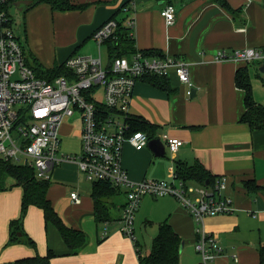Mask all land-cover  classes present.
<instances>
[{
  "label": "crops",
  "instance_id": "0c3cea01",
  "mask_svg": "<svg viewBox=\"0 0 264 264\" xmlns=\"http://www.w3.org/2000/svg\"><path fill=\"white\" fill-rule=\"evenodd\" d=\"M225 1L229 10L212 0H71L84 7L68 12H52L45 4L32 5L26 10L27 18L32 17L22 36L28 56L51 69L64 65L73 55H97L91 37L107 20L115 18L125 28L126 20L133 19L129 49L160 52L187 61L191 88L173 76L168 79L171 93L140 80L129 108V116L158 127L153 139L166 134L182 140L183 145L175 154L164 145L166 153L160 157L148 147L136 151L125 143L122 166L133 182H172L176 162H199L215 180L224 177L223 194L234 211L203 221L204 231L222 249L209 264H258L259 248L264 246V129L251 130L240 121L244 92L236 87L235 75L247 64L216 62L212 57L218 50L264 48V0ZM166 5L175 8V21L170 26L160 15ZM40 9L44 17L50 14L53 20L52 34L51 24L41 23L36 17ZM103 48L108 54L107 45ZM261 65L248 64L247 70L253 99L264 107ZM75 121L80 128H72ZM80 131V119H68L60 128V139L77 138L80 144ZM49 181L48 200L65 225L84 234L83 245L70 250L57 228L45 222L42 211L35 206L28 207L21 220V232L16 234L18 240L11 242L9 225L20 219L22 189L7 179L0 190V264H17L36 257H48L49 264H140L137 251L141 257L148 256L161 223L169 224L181 239L178 264H200L194 249L198 240L195 221L175 198L146 196L141 200L134 220V246L119 231L123 191L109 202L110 219L103 238L105 222L99 224L95 219L92 183L87 186L77 166H56L50 171ZM71 192L78 193V204L72 202ZM26 238L33 241L34 247L27 244Z\"/></svg>",
  "mask_w": 264,
  "mask_h": 264
},
{
  "label": "built area",
  "instance_id": "2783aa9c",
  "mask_svg": "<svg viewBox=\"0 0 264 264\" xmlns=\"http://www.w3.org/2000/svg\"><path fill=\"white\" fill-rule=\"evenodd\" d=\"M24 1L28 0H0V160L32 168L36 178L43 181L50 180V171L56 166L71 163L86 181L108 183L123 191L125 203L117 221L120 233L134 246V220L141 200L146 196L175 198L195 221L198 240L194 249L200 264L213 262L222 249L204 231L203 221L209 216L234 211L223 194L225 178H216L211 188L184 183L175 177L172 182L153 179L133 182L121 161L125 143L140 151L150 141L144 132H130L127 122L137 82L147 76L166 79L173 76L191 88L189 63L170 55L148 56L138 49L129 56L106 54L103 63L102 48L109 41L119 40L117 31L121 23L112 18L92 34L98 54L69 57L63 65L68 74L48 82L36 77L27 66L23 47L14 31L11 11L16 3ZM160 15L167 26L172 25L174 6L166 5ZM125 28L132 40L134 20H126ZM212 60L262 64L264 48L218 50ZM98 90L102 100L96 96ZM97 104L104 109H99ZM74 117L81 122L80 153L59 154L60 128ZM160 139L172 154L183 145L182 140L166 134ZM70 198L74 204L80 202L77 192H71ZM106 235L107 222L102 237Z\"/></svg>",
  "mask_w": 264,
  "mask_h": 264
},
{
  "label": "trees",
  "instance_id": "16d2710c",
  "mask_svg": "<svg viewBox=\"0 0 264 264\" xmlns=\"http://www.w3.org/2000/svg\"><path fill=\"white\" fill-rule=\"evenodd\" d=\"M32 1V5H47L52 12H68L80 10L84 7L83 5L73 4L71 0ZM212 1L229 10L225 0ZM128 31V29L119 24V29L117 31L119 40L116 42L109 41L107 43V52L109 56H129L134 51L132 46V48H128L132 43V40L128 37ZM23 52L25 54L27 66L32 69L38 78L51 82L54 78L68 74L63 65L47 69L44 68L34 57L30 55L27 57L28 54L24 50ZM144 54L148 56H161L160 52L154 51H145ZM247 66L238 69L235 75L236 87L244 92V111L241 115L240 121L247 124L251 130H261L264 129V107L257 104L253 99ZM141 80L157 89L171 93L170 84L166 78L147 76ZM97 106L99 109H104L100 104H97ZM127 122L130 127V132H144L149 139L156 137L158 127L150 124L146 120L129 116ZM174 177L182 180L184 183L194 182L198 185L209 188L213 186L215 180V178L212 177L199 162H194L192 165L176 162ZM7 179L14 180V184L22 189L20 219L11 221L9 225L11 242H16L18 240L16 234L21 232V220L28 207L35 206L42 211L45 222H50L57 228L63 241L70 250H77L83 245L84 234L80 230H75L65 225L48 200L47 190L50 185L49 180H38L35 171L32 168L17 166L0 160V190L4 189L3 185ZM206 182L208 183L207 185ZM119 193H121L119 189L113 188L108 183H92L91 198L93 200L94 216L97 223H104L110 219L109 202ZM26 239L27 244L34 247L33 241L30 238ZM180 244V237L172 230L169 224L161 223L158 227L157 235L152 240L148 256L141 257L139 250L137 251L140 264H178ZM47 258L48 257L28 258L20 260L17 264H49ZM258 264H264V246L259 248Z\"/></svg>",
  "mask_w": 264,
  "mask_h": 264
},
{
  "label": "rangeland",
  "instance_id": "374dc122",
  "mask_svg": "<svg viewBox=\"0 0 264 264\" xmlns=\"http://www.w3.org/2000/svg\"><path fill=\"white\" fill-rule=\"evenodd\" d=\"M38 7H40V8L42 7L43 8V6H38ZM24 12H26V11H24ZM22 14H23L22 12H17V11L15 12L14 17H13V25H14L13 27H14L15 34L18 37L19 43L23 47V50L27 53L28 49H27L26 44H24L22 32H23V28H24L26 22L27 21L29 22V20H31L32 16L30 15V18H27L28 13L26 12V13H24V16H25V19H24V16ZM36 17L39 19V21L41 23L45 22L47 25L51 24V34H52L53 20L50 17V14H47V16L44 17L43 13L41 14V9H40L38 11V13L36 14ZM105 52L106 51L103 48L102 49L103 63L106 62V54H105ZM94 56H96V54ZM27 57H29V56H27ZM96 94H97L96 95L97 98L99 100H102L101 91L98 90L96 92ZM72 128H80L79 122L75 121ZM61 139H60V144H59V154H64L65 152H67L68 154L75 155V154H79L80 153V144L78 143L77 138L71 139V138H67V137H62ZM86 184H87V186H89V185H91V182H89V183L87 182ZM119 197L121 198L122 195H119Z\"/></svg>",
  "mask_w": 264,
  "mask_h": 264
},
{
  "label": "water",
  "instance_id": "95a60500",
  "mask_svg": "<svg viewBox=\"0 0 264 264\" xmlns=\"http://www.w3.org/2000/svg\"><path fill=\"white\" fill-rule=\"evenodd\" d=\"M33 1L32 0H28V1H24L22 3H16L14 5L13 10L11 11V13L15 14V12H21L22 11V6L25 7H30L32 5ZM260 72L264 73V62H262L261 68L259 69ZM148 149H150L153 153H155V155L157 156H164L166 151H165V146L163 144V142L161 141V139L157 138V139H153L150 140L147 144ZM208 183L206 182V185Z\"/></svg>",
  "mask_w": 264,
  "mask_h": 264
},
{
  "label": "flooded vegetation",
  "instance_id": "af4514ba",
  "mask_svg": "<svg viewBox=\"0 0 264 264\" xmlns=\"http://www.w3.org/2000/svg\"><path fill=\"white\" fill-rule=\"evenodd\" d=\"M20 7H22V11L21 12H24V11H26L28 8H30V7H25V6H20Z\"/></svg>",
  "mask_w": 264,
  "mask_h": 264
}]
</instances>
